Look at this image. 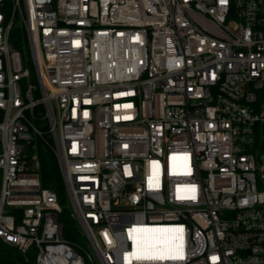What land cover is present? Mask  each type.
<instances>
[{"label":"built area","instance_id":"built-area-1","mask_svg":"<svg viewBox=\"0 0 264 264\" xmlns=\"http://www.w3.org/2000/svg\"><path fill=\"white\" fill-rule=\"evenodd\" d=\"M0 173L36 264H264V0H0Z\"/></svg>","mask_w":264,"mask_h":264},{"label":"trees","instance_id":"trees-1","mask_svg":"<svg viewBox=\"0 0 264 264\" xmlns=\"http://www.w3.org/2000/svg\"><path fill=\"white\" fill-rule=\"evenodd\" d=\"M19 28L15 27L11 34V43L21 49L22 42L18 38ZM38 156L40 161V178L42 185L55 191L61 206L58 219L62 225L63 236L70 244L83 243L82 236L76 228L74 219L70 216L67 206L66 193L61 178L60 170L52 151V140L47 133L44 135V144L39 146ZM26 255L16 248L0 242V264H34Z\"/></svg>","mask_w":264,"mask_h":264},{"label":"snow or ice","instance_id":"snow-or-ice-1","mask_svg":"<svg viewBox=\"0 0 264 264\" xmlns=\"http://www.w3.org/2000/svg\"><path fill=\"white\" fill-rule=\"evenodd\" d=\"M177 232H182V229H177ZM138 259H148V260H154V259H165V256L163 254H152V255H142L138 256Z\"/></svg>","mask_w":264,"mask_h":264},{"label":"bare ground","instance_id":"bare-ground-1","mask_svg":"<svg viewBox=\"0 0 264 264\" xmlns=\"http://www.w3.org/2000/svg\"><path fill=\"white\" fill-rule=\"evenodd\" d=\"M156 239H157V237H156ZM146 242H151V243H153V242H155L156 240H155V234H153V232L152 233H149L147 236H146Z\"/></svg>","mask_w":264,"mask_h":264},{"label":"rangeland","instance_id":"rangeland-1","mask_svg":"<svg viewBox=\"0 0 264 264\" xmlns=\"http://www.w3.org/2000/svg\"><path fill=\"white\" fill-rule=\"evenodd\" d=\"M23 43L21 44V46L23 47ZM32 76H33V74H32ZM0 176H1V173H0ZM67 204V203H66ZM67 206H68V204H67ZM33 262H34V264H36V261H35V254H34V252L33 251H30L29 253H28V255H27Z\"/></svg>","mask_w":264,"mask_h":264}]
</instances>
